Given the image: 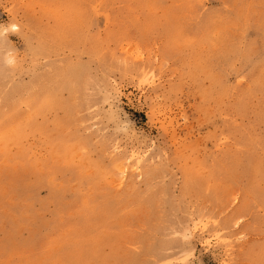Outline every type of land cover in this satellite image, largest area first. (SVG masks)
<instances>
[{
    "label": "rangeland",
    "instance_id": "1",
    "mask_svg": "<svg viewBox=\"0 0 264 264\" xmlns=\"http://www.w3.org/2000/svg\"><path fill=\"white\" fill-rule=\"evenodd\" d=\"M0 264H264V0H0Z\"/></svg>",
    "mask_w": 264,
    "mask_h": 264
},
{
    "label": "bare ground",
    "instance_id": "2",
    "mask_svg": "<svg viewBox=\"0 0 264 264\" xmlns=\"http://www.w3.org/2000/svg\"><path fill=\"white\" fill-rule=\"evenodd\" d=\"M213 87V86H212ZM221 88V87H220ZM213 89H215V88H213ZM210 91V90H209ZM67 164V163H66ZM69 164V163H68ZM149 176V175H148ZM88 184V183H87ZM97 191V190H96ZM125 191V190H124ZM162 191V190H161ZM152 194H150V196H151ZM96 197V196H95ZM156 198H158V197H156ZM84 200V199H83ZM157 204V203H156ZM147 208V207H146ZM153 209V208H152ZM164 222V221H163ZM114 223V222H113ZM155 225V224H154ZM153 227V226H152ZM144 232V231H143ZM137 234V233H136ZM111 239V238H110ZM159 243V242H158ZM160 244V243H159ZM159 246V245H158ZM154 247V246H153ZM149 250V249H148ZM154 250V249H153ZM146 252V251H145ZM154 255V254H153Z\"/></svg>",
    "mask_w": 264,
    "mask_h": 264
},
{
    "label": "snow or ice",
    "instance_id": "3",
    "mask_svg": "<svg viewBox=\"0 0 264 264\" xmlns=\"http://www.w3.org/2000/svg\"><path fill=\"white\" fill-rule=\"evenodd\" d=\"M15 27H16L15 25H12L13 30H15Z\"/></svg>",
    "mask_w": 264,
    "mask_h": 264
}]
</instances>
